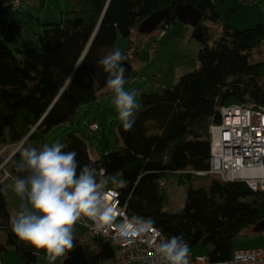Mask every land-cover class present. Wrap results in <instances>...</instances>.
Wrapping results in <instances>:
<instances>
[{
	"label": "trees",
	"instance_id": "obj_1",
	"mask_svg": "<svg viewBox=\"0 0 264 264\" xmlns=\"http://www.w3.org/2000/svg\"><path fill=\"white\" fill-rule=\"evenodd\" d=\"M13 1L0 0V11ZM70 1L76 3V10L46 25L37 34L38 44L21 49L13 30L0 37V147L23 143L8 167L16 166L31 141L43 140L55 127L74 124L79 110L111 94L105 86L107 74L98 70L97 61L119 37L127 41L126 61L133 68L126 74V87L138 75L133 63L143 42L159 38L158 32L140 35L141 23L168 9L171 16L159 29H171L178 22L175 8L189 4L203 14L193 32L201 46L199 68L184 74L171 90L142 95L133 128L126 131L122 124L118 126L122 145L117 151L94 159L86 138L78 132L69 134L62 151H75L81 167L104 170L105 178L119 175L129 215L154 221L166 238L182 236L190 246L211 245L212 264L229 261L237 249L236 239L264 222V192L253 191L246 183L196 173L210 169V128L222 123V109L264 108V61L252 62L254 56L264 54V25L249 29L231 25L242 0H233L228 9V0ZM219 25L217 32L214 27ZM171 176H177L179 183L211 180L208 190L190 186L185 207L173 212L168 209L167 186L161 187ZM2 184L0 259L8 248H16L21 262L38 264L46 253L19 250ZM92 244L84 247L90 264L113 259L109 241L93 236Z\"/></svg>",
	"mask_w": 264,
	"mask_h": 264
},
{
	"label": "rangeland",
	"instance_id": "obj_2",
	"mask_svg": "<svg viewBox=\"0 0 264 264\" xmlns=\"http://www.w3.org/2000/svg\"><path fill=\"white\" fill-rule=\"evenodd\" d=\"M247 0L241 2L238 12L231 20V25L239 29H249L256 25H249L252 14L248 16V7L254 5L259 7L261 4ZM233 0H228L226 9L232 6ZM76 10V3L70 0H24L21 6L14 10L7 8L0 11V37L13 30L18 38L21 49L26 50L32 43L38 44V35L46 25L59 22L61 14ZM225 15H223V20ZM260 24V23H258ZM221 25L215 30L220 32ZM163 31L157 30L158 34ZM165 34L160 36L156 42L154 39H146L140 50L138 58L133 66L138 75L126 86V90L136 93L138 108L134 116L142 108V95L146 93H164L174 88L180 78L189 72H194L199 68L198 52L201 48L199 42L193 37L194 28L177 22L171 29L164 30ZM153 44L156 45V52L151 54ZM119 49L124 55L127 52V41L119 37L114 48ZM109 52V51H108ZM264 61V54L254 56L252 62ZM113 93L105 98H101L95 103L79 110L75 117L74 124H64L52 129L43 140L31 141L30 147L42 148L44 144H53L57 141L66 145L69 134L78 132L83 134L89 145L92 158L98 159L108 153L117 151L122 145L119 137L118 126L121 122L118 113L112 102ZM95 122L99 130L94 131L89 128V124ZM19 145V144H18ZM8 146V145H7ZM11 146V145H10ZM17 146V145H16ZM4 147V146H3ZM2 147H0L1 149ZM10 152L2 158L6 159ZM107 185L120 182L119 175H109ZM210 178H202L192 183H179L177 176H171L167 181V195L169 196L168 209L173 212L181 211L187 200V191L191 186L193 189H209ZM3 192L7 201L11 218L15 217L25 203L13 190V180L3 182ZM4 232L0 230V241L3 242ZM74 239L85 246H92L93 236L82 226L74 227ZM237 249H255L264 247V233H254V229L245 231L235 241ZM212 252L211 245L190 246V254L195 257L210 258ZM65 257L55 261V264H62ZM1 264H24L21 262L19 251L16 248H8L1 255ZM38 264H48L42 255ZM104 264H114L110 260Z\"/></svg>",
	"mask_w": 264,
	"mask_h": 264
},
{
	"label": "clouds",
	"instance_id": "obj_3",
	"mask_svg": "<svg viewBox=\"0 0 264 264\" xmlns=\"http://www.w3.org/2000/svg\"><path fill=\"white\" fill-rule=\"evenodd\" d=\"M126 56L114 49L97 61L98 70L107 74L105 86L113 93L112 102L126 131L135 124L138 108L136 93L126 90ZM79 67V65H75ZM70 81V78L67 77ZM59 141L42 148L25 147L12 177L13 190L24 200L11 220L12 231L19 241L33 248V255L46 253L48 264L74 247V227L78 222L92 221L105 235L115 220V209L106 201L107 179H98L89 165L80 166L75 151H62ZM124 239L157 233L154 221L132 217L116 224ZM156 259L152 264H190V245L182 236L161 238L154 245ZM227 264V262H224Z\"/></svg>",
	"mask_w": 264,
	"mask_h": 264
},
{
	"label": "built area",
	"instance_id": "obj_4",
	"mask_svg": "<svg viewBox=\"0 0 264 264\" xmlns=\"http://www.w3.org/2000/svg\"><path fill=\"white\" fill-rule=\"evenodd\" d=\"M260 1L262 0H250V2ZM21 4V0H15L10 5H3L2 8L16 10ZM164 34L163 30L158 37ZM155 52L156 45L153 44L151 54ZM222 115V123L214 124L210 128V169L206 172H197V176H218L225 182L246 183L253 191L264 192V108L230 106L222 109ZM90 129L97 131L100 128L96 123H92ZM22 145L23 143L17 146L8 145L0 149V183L12 180L14 175L8 163ZM7 152H10L9 155L2 160ZM97 175L98 179H105L104 170L97 172ZM166 186V181H162L161 187L164 189ZM122 187H124L122 182L105 187L106 201L109 206L114 207L116 217L111 226L105 225L108 228L107 235L103 229L98 230L92 221L78 222L75 226H82L92 236L109 241L113 247L114 264H152L156 259L154 245L161 238L166 239V237L162 230L156 227L154 228L158 230V234L143 233L140 237H129L128 239L118 235L116 224L137 217L128 214L126 205L122 202ZM65 256L66 253L60 258ZM189 259L190 264H212L208 257H195L190 254ZM227 264H264V247L235 249Z\"/></svg>",
	"mask_w": 264,
	"mask_h": 264
},
{
	"label": "water",
	"instance_id": "obj_5",
	"mask_svg": "<svg viewBox=\"0 0 264 264\" xmlns=\"http://www.w3.org/2000/svg\"><path fill=\"white\" fill-rule=\"evenodd\" d=\"M175 15L178 22L193 28L198 27L203 19V14L189 4L178 5L175 8ZM170 16L171 11L168 9L154 13L141 23L138 28V33L143 36L152 35L162 27L165 20ZM124 67L127 70L126 74L130 73L133 69L126 60L124 61ZM11 172L14 176L18 174L16 172V166L11 167ZM254 233H264V222L259 223L254 228ZM19 250L28 254H33L34 251L31 246L26 245L21 241H19ZM41 253L42 251L39 254ZM66 254L67 257L62 264H90L83 245L77 239H74V247L71 250L66 251Z\"/></svg>",
	"mask_w": 264,
	"mask_h": 264
},
{
	"label": "crops",
	"instance_id": "obj_6",
	"mask_svg": "<svg viewBox=\"0 0 264 264\" xmlns=\"http://www.w3.org/2000/svg\"><path fill=\"white\" fill-rule=\"evenodd\" d=\"M45 1V0H43ZM241 2H246L247 3V0H242L238 3L237 5V10H236V13L238 12L239 10V6L241 5ZM251 4H255V3H252L250 2ZM258 4H261L259 7H254V5H250L248 7V16L252 14V19L250 20L249 22V25H253V24H263L264 25V0L258 2ZM217 28V27H214V29ZM8 181V180H7ZM6 182V181H5ZM4 182V183H5Z\"/></svg>",
	"mask_w": 264,
	"mask_h": 264
}]
</instances>
